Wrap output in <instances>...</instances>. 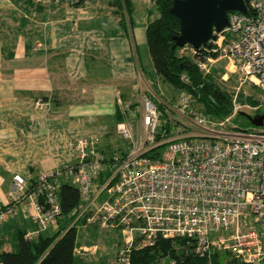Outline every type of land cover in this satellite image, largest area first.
Segmentation results:
<instances>
[{"label": "built area", "instance_id": "1", "mask_svg": "<svg viewBox=\"0 0 264 264\" xmlns=\"http://www.w3.org/2000/svg\"><path fill=\"white\" fill-rule=\"evenodd\" d=\"M88 1L35 0L57 8ZM145 1L152 7L158 0ZM248 9L247 14L230 12L229 27L205 49L215 56L198 66L209 74L225 60L229 72L239 75V85L255 91L256 105H243L236 97L231 115L216 121L182 94L171 106L176 117L168 131L150 96L137 106L120 98L124 120L117 133L129 149L114 156L103 182L109 165L99 152L100 138L79 139L76 164L42 172L32 184L15 175L9 202L0 204V227L24 214L36 225L25 233L28 241L57 227L64 218L59 202L64 177L79 188L81 203L63 234L84 219L86 225L119 230L126 242L115 264H133L135 247L155 246L160 239H184L207 264H213L215 251L245 264H264V129L248 133L231 125L241 113L264 109V0H249ZM181 80L189 82L186 75ZM146 88L156 97L154 89L161 87L150 79ZM37 105L47 106L42 100Z\"/></svg>", "mask_w": 264, "mask_h": 264}, {"label": "crops", "instance_id": "2", "mask_svg": "<svg viewBox=\"0 0 264 264\" xmlns=\"http://www.w3.org/2000/svg\"><path fill=\"white\" fill-rule=\"evenodd\" d=\"M115 1L33 10L0 0L1 205L15 175L33 183L42 172L76 164L79 139L99 137L106 153L122 147L109 133L119 99L139 103L147 95L140 48L150 9L130 0L131 17L123 18ZM34 228L21 214L9 219L0 227V253L17 250L18 233Z\"/></svg>", "mask_w": 264, "mask_h": 264}, {"label": "trees", "instance_id": "3", "mask_svg": "<svg viewBox=\"0 0 264 264\" xmlns=\"http://www.w3.org/2000/svg\"><path fill=\"white\" fill-rule=\"evenodd\" d=\"M13 1L18 5L22 4L33 10L43 8L41 4H36L35 0ZM173 1L158 0L154 6H148L150 12L146 32L147 45L157 75L155 81L176 90L171 94V99L168 100L162 98L163 93L161 88H156L157 91H154L157 95L156 97L150 91L146 90L147 96H150L156 103L161 114L162 124L168 131H170V124L176 117L171 106L173 103L178 102L182 94H188L193 98V107L195 110L204 111L216 121L225 119L233 111L232 96L214 81L212 77L214 73L205 75L198 66L199 62H206L208 59L214 57L215 54L205 49H200L195 50L192 57L180 55V51L184 47H179L176 41V37L181 34V24L179 19L170 12ZM82 3L76 4L75 7H78ZM130 4V0H116L115 6L118 8L117 14L123 18L131 17L132 8ZM121 25L123 26L124 22ZM183 75L188 77V83L181 80ZM133 103L135 106L138 104L137 102ZM250 103L252 105L257 104L254 99H251ZM117 115L118 124L124 120V115L119 109V106ZM115 134L117 138L114 136ZM109 136L115 137L114 139H123L117 133V125L111 129ZM123 140L126 143L122 147H116L110 153H106L104 150L101 151L99 149V142V152L106 160L107 165H109L106 168V172L100 177L101 182L110 174L109 168L114 156L126 155L128 153L129 142L125 139ZM115 144L118 143L116 142ZM61 178L64 179V177ZM59 202L64 218L59 220L57 227L54 225L49 227L55 229V234L52 236L46 234L48 228L37 239L28 241L25 239L26 232H19L17 237V250L1 252V264H81L83 262V259L77 254L79 248V228L90 227V230L96 231L102 228L97 225H86L87 221L84 219L76 227L71 228L63 234L76 218L73 213L81 203L79 188L65 180V183H62L59 191ZM21 215L24 219L31 220L24 216V214ZM34 226L36 228L35 224ZM109 231L120 232L119 230ZM118 254L110 260H107V258L102 259L99 264H115ZM165 257H169L170 261L176 260L177 264L208 263L207 259L195 255L192 246H188L184 239H160L155 246L135 247L132 253L133 264H160V261ZM212 262L213 264H245L231 253L222 251L214 252Z\"/></svg>", "mask_w": 264, "mask_h": 264}, {"label": "rangeland", "instance_id": "4", "mask_svg": "<svg viewBox=\"0 0 264 264\" xmlns=\"http://www.w3.org/2000/svg\"><path fill=\"white\" fill-rule=\"evenodd\" d=\"M135 2L136 5L141 9H144V7L148 6L145 0H135ZM184 48L185 49H182L180 51V55L192 57L194 53L193 51L195 50L190 46H186ZM140 51L141 63L143 66L144 73L146 74L149 80H156L157 75L154 69L153 61L150 56L148 45L142 46L140 48ZM221 72L223 73L221 74ZM212 73H214L212 75L214 81L218 83V85L223 87V89L232 96V102H234V99L237 97L238 102H240L241 104H251L250 100L254 98L255 91L253 89L248 88L247 86L241 87L239 85V75L232 74L231 72H229L228 64L225 60L215 64L212 67L210 74ZM226 75L228 76V78H225L227 77ZM224 79H227V82L224 81ZM160 87L163 93L162 98L166 100L171 99V94L176 91L172 87L164 85L163 83H160ZM239 88L241 89L239 90ZM155 91H157L156 88ZM262 114H264V109H260L259 111L252 109L248 111V115L252 117H256L257 115ZM231 125L237 126L239 128V131H246L248 133H250L252 129L255 128V126L252 125L251 122L242 115L237 116L231 122ZM261 128L264 129V126ZM121 141L123 145L126 143L123 139H121ZM79 231V248L77 254L81 259H83V262L81 264H99L104 258L110 260L112 257L114 258L125 246L126 240L124 239V237L121 236L120 232L106 231L102 229H97L96 231L90 230V227H81L79 228ZM55 232V229L52 227L46 234L52 236L55 234ZM160 264H170L169 257L163 258L160 261Z\"/></svg>", "mask_w": 264, "mask_h": 264}, {"label": "water", "instance_id": "5", "mask_svg": "<svg viewBox=\"0 0 264 264\" xmlns=\"http://www.w3.org/2000/svg\"><path fill=\"white\" fill-rule=\"evenodd\" d=\"M249 0H174L170 12L179 19L181 34L176 37L179 47L194 50L210 49L216 33L230 25V12L247 14ZM255 127L264 126V114L252 117L241 113Z\"/></svg>", "mask_w": 264, "mask_h": 264}, {"label": "bare ground", "instance_id": "6", "mask_svg": "<svg viewBox=\"0 0 264 264\" xmlns=\"http://www.w3.org/2000/svg\"><path fill=\"white\" fill-rule=\"evenodd\" d=\"M233 100V99H232ZM230 116V115H229ZM104 230V229H103ZM109 231V230H108ZM167 240V239H166Z\"/></svg>", "mask_w": 264, "mask_h": 264}]
</instances>
